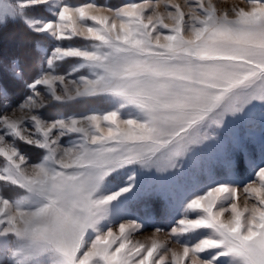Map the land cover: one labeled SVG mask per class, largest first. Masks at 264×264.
Wrapping results in <instances>:
<instances>
[{"label":"snow or ice","instance_id":"obj_1","mask_svg":"<svg viewBox=\"0 0 264 264\" xmlns=\"http://www.w3.org/2000/svg\"><path fill=\"white\" fill-rule=\"evenodd\" d=\"M247 3L229 12L212 0H0V24L56 41L29 94L0 113V264H264V0ZM40 8L50 15H32ZM62 63L72 66L58 74ZM91 99L109 107L41 112ZM21 144L38 150L36 162ZM217 153L221 179L187 177ZM241 191L250 207L238 206ZM141 199L161 202L177 248L159 239L155 214L129 218ZM148 226L151 237L132 239Z\"/></svg>","mask_w":264,"mask_h":264},{"label":"rangeland","instance_id":"obj_2","mask_svg":"<svg viewBox=\"0 0 264 264\" xmlns=\"http://www.w3.org/2000/svg\"><path fill=\"white\" fill-rule=\"evenodd\" d=\"M17 2V0H13V3ZM74 4L79 3H85L88 2V0H71ZM99 4H106L109 6H121L123 3L128 2H138L142 3L143 0H96ZM153 3H155V0H152ZM190 3H194L195 0H189ZM172 3L180 4L181 6L184 5L185 0H172ZM212 3L215 4L218 11H224L227 10L231 12L232 8H239L244 7L248 8L249 5L247 3V0H212ZM163 11V8L160 9ZM185 12H187V8H183ZM36 18H47L50 14L47 12L46 9L40 8L37 9L34 13H32ZM18 22V21H17ZM16 22V23H17ZM166 23H171V21L165 20ZM23 24L22 22H20ZM13 21L9 20L4 24H0V30L3 34L2 37L8 36L9 39L7 42H2L4 46H0V49L4 50L6 53H12V51L16 50V48L21 45L22 38L19 37L17 33H14V29L12 28ZM20 24V25H21ZM24 25V24H23ZM5 26V27H4ZM10 34V35H7ZM184 35L186 37L190 36V33L185 32ZM38 36V35H37ZM38 39L41 40L40 44H37L36 49L38 53V59L39 62L36 66L33 67V73L30 78L26 77L25 80H18L16 83L9 84L10 87L7 86L8 92H9V99L4 100L2 97H0V113H3L5 111L4 105L11 103L12 107H16L15 101H20L26 94L28 93V90L26 88V82H29L32 80L33 77L38 75L40 70H42L44 67H46L45 57L46 54H50V51L55 46L56 41H54L51 37H45V36H38ZM75 43H83L82 40L77 39ZM14 70L17 72H20L18 70L17 65L13 62ZM71 64L69 63H62L59 65L57 71L58 74H64L67 71L70 70ZM10 79H7L9 81ZM23 82V85L21 83ZM19 84V87L17 86ZM41 92L42 95L47 99V93L43 91V86H41ZM77 105H75V104ZM109 107L107 102L103 100H81L78 101V103L75 102H69L66 104H56L55 102L48 105L45 109H42V115L44 118L48 120L57 119L66 117L69 115H83L86 113L91 112L92 110H105ZM8 113L11 114V108L7 109ZM17 116L21 115V113L17 112ZM257 134L258 130H257ZM240 137H241V146H246L249 150H252L254 148V145L244 139L245 137V129L243 127L240 128ZM66 139V138H65ZM22 150L25 152V154L29 157V159L32 162H36V156L38 154V150L32 149L30 146H26L21 144ZM229 150L235 155V157L238 160H242V153L238 148H234L231 143L228 145ZM255 156L258 159L260 156L258 146H255ZM223 159V156L219 153L216 155L209 157V156H200L198 157L193 163H191L188 168L186 169L187 177L189 179H198L200 181H204L206 179V174L209 170L213 171L216 175V179L222 178V169L220 167L221 161ZM241 179L243 180V183H248V172L245 166L241 163ZM254 178V177H253ZM243 187V184L241 185V188ZM3 186H0V191H3ZM255 201L252 199H248L246 201L245 194L243 191H241L238 194V206L243 209L245 206L250 207L252 203ZM130 216L129 218H140L143 219L147 214L153 213L156 215L157 223L163 228V231L159 233V239L162 241H167V245L170 248H177V245L175 244L174 240H171L168 237V232L170 231L171 223L168 219L163 218L164 213L162 209L161 202L158 200H137L131 203L130 205ZM179 218V217H177ZM222 219H230V214L226 213ZM154 227L148 226L145 227L142 231L134 233L132 236V239L144 241L152 236V233L154 232ZM170 257V254H169Z\"/></svg>","mask_w":264,"mask_h":264},{"label":"trees","instance_id":"obj_3","mask_svg":"<svg viewBox=\"0 0 264 264\" xmlns=\"http://www.w3.org/2000/svg\"><path fill=\"white\" fill-rule=\"evenodd\" d=\"M13 23L12 28L15 31L14 33H17L23 41L21 45L16 48V50L12 51V53H6L4 50L0 49V86L5 88H7V86L10 87L9 84L11 85V83H16L20 79L25 80L26 77L30 78L33 73V67L39 62L36 49L37 44L41 43V40L38 39L39 35L29 30L20 22ZM2 36L3 34L0 30L1 47L4 46L2 42H7L9 39L8 36ZM13 62L17 65L18 70L22 73V76L18 77L15 75L17 71L14 70L15 68L13 66ZM7 79L10 80L7 81ZM21 84L23 85V82ZM17 86L19 87V84ZM76 103H78V101H76Z\"/></svg>","mask_w":264,"mask_h":264}]
</instances>
